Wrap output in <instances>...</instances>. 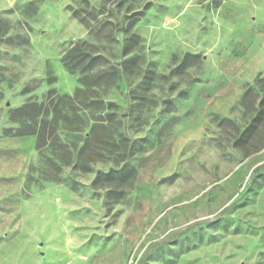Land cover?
Returning a JSON list of instances; mask_svg holds the SVG:
<instances>
[{
  "label": "rangeland",
  "instance_id": "obj_1",
  "mask_svg": "<svg viewBox=\"0 0 264 264\" xmlns=\"http://www.w3.org/2000/svg\"><path fill=\"white\" fill-rule=\"evenodd\" d=\"M0 264H264V0H0Z\"/></svg>",
  "mask_w": 264,
  "mask_h": 264
},
{
  "label": "trees",
  "instance_id": "obj_2",
  "mask_svg": "<svg viewBox=\"0 0 264 264\" xmlns=\"http://www.w3.org/2000/svg\"><path fill=\"white\" fill-rule=\"evenodd\" d=\"M76 48H71L67 53L64 54V66L71 71V72H77V71H91L93 70L94 66H98L101 64L99 60H101V57L96 55L92 57L91 55L84 53V52H75ZM27 106L21 107V109H18V111H21L22 109H25ZM254 125L250 124L245 128V132L252 129ZM32 134L35 133V131L31 132ZM39 133V132H38Z\"/></svg>",
  "mask_w": 264,
  "mask_h": 264
}]
</instances>
